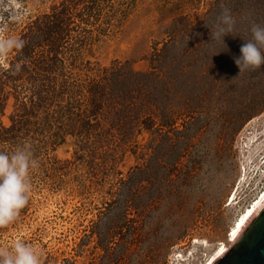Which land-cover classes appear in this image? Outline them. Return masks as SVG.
Here are the masks:
<instances>
[{
  "label": "rangeland",
  "instance_id": "rangeland-1",
  "mask_svg": "<svg viewBox=\"0 0 264 264\" xmlns=\"http://www.w3.org/2000/svg\"><path fill=\"white\" fill-rule=\"evenodd\" d=\"M58 1L0 0V69L28 23ZM99 8L97 20L71 30L81 39L72 38L76 72L157 67L145 84L154 123H127L125 138L115 129L95 145L66 135L40 152L28 205L0 228V248L22 240L43 264H204L264 187V65L240 73L235 63L251 26H264V0H105ZM224 9L235 20L226 48L211 41ZM4 89L7 127L16 100ZM245 175V195L230 206Z\"/></svg>",
  "mask_w": 264,
  "mask_h": 264
},
{
  "label": "trees",
  "instance_id": "trees-1",
  "mask_svg": "<svg viewBox=\"0 0 264 264\" xmlns=\"http://www.w3.org/2000/svg\"><path fill=\"white\" fill-rule=\"evenodd\" d=\"M104 1L60 0L34 16L21 33L17 44L22 46L13 47L14 54L0 69V110L8 94L4 88L12 90L16 100L10 124L0 125V151L11 154L26 149L37 159L66 135L77 138L81 146L95 145L105 135H117L115 129L125 138L130 132L127 123L133 121L145 129L152 127L148 104L150 98L153 103L156 99L145 84L159 76L157 67L136 72L117 62L101 67L94 76L76 72L72 41L81 39L71 30L90 23L92 17L97 20ZM94 153L92 146L90 154Z\"/></svg>",
  "mask_w": 264,
  "mask_h": 264
},
{
  "label": "clouds",
  "instance_id": "clouds-1",
  "mask_svg": "<svg viewBox=\"0 0 264 264\" xmlns=\"http://www.w3.org/2000/svg\"><path fill=\"white\" fill-rule=\"evenodd\" d=\"M218 20L216 30L211 31V41L224 44V37L234 32L235 20L227 9ZM250 31L251 39L241 46V54L235 59L240 73L254 71L264 65V26L253 24ZM13 43L9 42V46ZM16 46H22V42ZM37 166L32 153L26 149H17L11 154L0 151V228L15 222L28 205L31 190L29 172ZM0 264H43V261L31 245L21 240L11 250L0 248Z\"/></svg>",
  "mask_w": 264,
  "mask_h": 264
},
{
  "label": "water",
  "instance_id": "water-1",
  "mask_svg": "<svg viewBox=\"0 0 264 264\" xmlns=\"http://www.w3.org/2000/svg\"><path fill=\"white\" fill-rule=\"evenodd\" d=\"M216 264H264V208Z\"/></svg>",
  "mask_w": 264,
  "mask_h": 264
},
{
  "label": "bare ground",
  "instance_id": "bare-ground-1",
  "mask_svg": "<svg viewBox=\"0 0 264 264\" xmlns=\"http://www.w3.org/2000/svg\"><path fill=\"white\" fill-rule=\"evenodd\" d=\"M262 163L264 164V160H262L260 162V164H262ZM258 167H259V165H258ZM258 172L259 173L262 172L261 169H259ZM259 173H257V174L253 173L255 175L254 178H256L259 175ZM263 173H264V171L262 172V174ZM245 178H246V175L241 179L236 192L233 193L232 196L229 198V200L231 201L229 204L230 206H233L238 200L240 201L243 198V196L245 195L244 192L247 189L246 184L248 183L247 181H245ZM260 184H261V182H260ZM263 208H264V187L261 189L259 196L254 201H252L250 206L246 209L243 218L239 222H237V224L235 226V230L233 231L232 235L230 236L229 244L228 245H225V244L221 245L219 247L218 251L215 253L214 257L205 261L204 264H216L219 260H221L227 254V252L230 250V248L234 245V243L245 232V230L248 228V226L258 217L260 211Z\"/></svg>",
  "mask_w": 264,
  "mask_h": 264
}]
</instances>
